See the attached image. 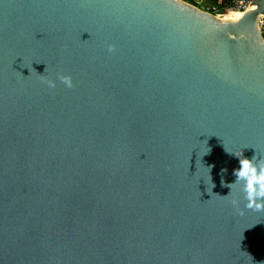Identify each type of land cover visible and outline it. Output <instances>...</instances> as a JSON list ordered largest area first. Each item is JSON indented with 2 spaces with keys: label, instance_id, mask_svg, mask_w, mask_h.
<instances>
[{
  "label": "water",
  "instance_id": "1",
  "mask_svg": "<svg viewBox=\"0 0 264 264\" xmlns=\"http://www.w3.org/2000/svg\"><path fill=\"white\" fill-rule=\"evenodd\" d=\"M251 5L0 0V264H264L221 185L264 158Z\"/></svg>",
  "mask_w": 264,
  "mask_h": 264
},
{
  "label": "clouds",
  "instance_id": "2",
  "mask_svg": "<svg viewBox=\"0 0 264 264\" xmlns=\"http://www.w3.org/2000/svg\"><path fill=\"white\" fill-rule=\"evenodd\" d=\"M108 50L113 51L114 46L108 45ZM57 79L68 89L74 86L72 77L68 74L58 73ZM43 82L49 89H54L56 87V80L51 78H47ZM234 155L239 158V168L233 170L235 182L225 184L223 178H221V185L230 188V190L234 184L240 185V191L245 201L243 209L237 208L240 215H243L244 209L264 211V158L257 159V156L253 155V157L249 159L244 157L242 152ZM213 187L214 184H212V188ZM232 204L233 206H237L238 202L233 200Z\"/></svg>",
  "mask_w": 264,
  "mask_h": 264
},
{
  "label": "built area",
  "instance_id": "3",
  "mask_svg": "<svg viewBox=\"0 0 264 264\" xmlns=\"http://www.w3.org/2000/svg\"><path fill=\"white\" fill-rule=\"evenodd\" d=\"M194 1L197 5H199L197 7L201 8L203 10V8H204L202 5L203 0H194ZM251 3H252V0H228L225 8H227L228 10H233L236 12L243 13L247 9L250 8ZM258 23H261L262 25H264V15L259 17Z\"/></svg>",
  "mask_w": 264,
  "mask_h": 264
},
{
  "label": "rangeland",
  "instance_id": "4",
  "mask_svg": "<svg viewBox=\"0 0 264 264\" xmlns=\"http://www.w3.org/2000/svg\"><path fill=\"white\" fill-rule=\"evenodd\" d=\"M185 2H188L187 0H183ZM222 0H217V3H220ZM189 3V2H188ZM214 2V0H203L202 1V5H203V10L204 11H209L210 9H208L209 7H213V10L212 11H216L217 9L221 8V7H218L216 6V4ZM208 7V8H207ZM201 9V8H200ZM211 11V10H210ZM258 26L261 30V32L264 34V25H262L261 23H258ZM262 34L263 38H264V35Z\"/></svg>",
  "mask_w": 264,
  "mask_h": 264
},
{
  "label": "trees",
  "instance_id": "5",
  "mask_svg": "<svg viewBox=\"0 0 264 264\" xmlns=\"http://www.w3.org/2000/svg\"><path fill=\"white\" fill-rule=\"evenodd\" d=\"M189 3H191V4H193V5H195V6H199V5H197L196 3H195V1L194 0H187ZM214 2L215 3H217V0H214ZM227 2H228V0H222L220 3H217L216 4V6H218V7H225L226 5H227ZM208 8V7H207ZM208 9H210L211 11L213 10V7H209ZM209 10V11H210ZM210 11V12H211ZM263 34V33H262ZM264 35V34H263Z\"/></svg>",
  "mask_w": 264,
  "mask_h": 264
},
{
  "label": "bare ground",
  "instance_id": "6",
  "mask_svg": "<svg viewBox=\"0 0 264 264\" xmlns=\"http://www.w3.org/2000/svg\"><path fill=\"white\" fill-rule=\"evenodd\" d=\"M250 8H253V5L250 6ZM230 11H233V10H230ZM240 13V12H239ZM244 13V12H243Z\"/></svg>",
  "mask_w": 264,
  "mask_h": 264
}]
</instances>
